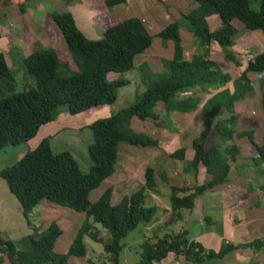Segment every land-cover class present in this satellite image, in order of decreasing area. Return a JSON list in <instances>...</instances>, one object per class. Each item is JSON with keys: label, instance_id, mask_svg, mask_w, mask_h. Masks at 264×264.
Listing matches in <instances>:
<instances>
[{"label": "trees", "instance_id": "16d2710c", "mask_svg": "<svg viewBox=\"0 0 264 264\" xmlns=\"http://www.w3.org/2000/svg\"><path fill=\"white\" fill-rule=\"evenodd\" d=\"M102 1L107 10L125 2ZM192 1L195 6L181 14L180 18L191 34L194 52L188 59L184 58L176 21L155 35L161 46H165L167 41L171 42V57L161 59V72H153L146 63L140 64L136 70L144 89L140 95H136L135 101L87 125L91 140L86 147L90 161L86 173L79 171L68 152L53 154L46 137L14 164L0 169V179L19 203L28 225L29 213L42 200L83 213L85 217L68 249L61 254L53 251L54 243L61 234L54 222L41 231L33 229L30 235L20 239L19 249L10 241L0 238V255L8 264H66L69 257L85 255L84 236L101 243L107 264H119L118 257L123 248L121 241L137 226H146L154 217L155 208L145 205L146 191L155 186L153 169L145 167L143 185L123 196L116 204L110 202L109 188L93 202L88 197L92 190L114 173L120 144L131 147L157 146L154 138L131 129L133 118L139 121L150 119L161 129L163 122L155 121L165 118L168 124L171 113L188 114L199 110L202 127L191 139V159H184L185 149L182 147L169 153L168 157L183 162L184 172L203 170L208 180L194 187L169 186L167 202L170 217L166 225L180 221L181 212L190 211L195 198L203 192L225 183L229 171L228 160L234 161L239 155L233 138H245L254 148L255 157L250 158L253 166L264 164V51L253 55L235 79H231L209 58V48L214 43L222 49L225 62L240 66L234 54L228 50L233 46L236 34L231 22L237 20L246 30L258 31L264 38V0H258L257 11L251 9V0ZM18 9L23 13L22 6ZM212 15L218 17L220 25L211 31L206 19ZM50 19L63 40L72 67L69 62L59 59L56 49L33 51L21 59L24 72L32 78L33 86L15 92L11 72L0 54V151L31 140L41 126L55 120L60 107H64L68 115L74 116L95 107L113 104L117 90L126 86L128 81L124 78L108 81L107 74L122 75L132 70L134 58L151 46L152 37L136 17L118 20L107 17V22L103 24L105 27H98L101 37L97 40L86 38L69 12L51 13ZM250 73L254 74L260 91L263 120L260 145L253 142L252 131L235 130L237 117L234 104L252 92ZM228 83L230 89L225 87ZM211 90L214 93L210 94ZM195 91L208 96L203 99L195 95ZM221 110L226 113L223 118H219ZM212 130L218 141L208 146ZM259 189L264 192V179ZM94 225L106 231V242H101ZM263 247L264 239H253L242 244L223 241L217 251L205 250L200 243L189 240L185 230H180L162 237L155 235L153 241H144L140 245V259L135 264L160 262L169 253L186 262L200 264L221 259L237 249H250L256 253Z\"/></svg>", "mask_w": 264, "mask_h": 264}, {"label": "rangeland", "instance_id": "374dc122", "mask_svg": "<svg viewBox=\"0 0 264 264\" xmlns=\"http://www.w3.org/2000/svg\"><path fill=\"white\" fill-rule=\"evenodd\" d=\"M156 5L158 8L161 6L167 9V11L164 12L163 10L162 14L156 15L154 7ZM20 6L24 9L23 13L19 12L18 7ZM179 7L183 10L180 11ZM192 7H194L192 0H125L124 4L111 10L105 8L102 0H0V54L3 55L11 72L15 92L33 86L32 78L24 72L21 64V59L33 51L47 48L56 49L59 52V59L70 64L69 54L65 49L63 40L51 22V13L70 10L75 17V25L78 26V30L91 40H97L101 37L99 28L105 27L103 24L107 22V17H110L111 20H118L134 15L136 18L142 19L152 37L151 46L147 51L145 50L146 52L134 59L132 70L122 75L107 74L106 79L108 81L119 78L128 81L126 86L117 90V98L113 104L95 107L74 116L68 115L64 107L58 108L55 120L43 125L44 127L41 126L33 139L15 147L7 146L0 151V169L11 166L26 151L33 149L44 136L43 128L50 127L53 128V132L48 138L51 152L53 154L68 152L74 159L79 171L86 173L90 166L86 147L91 140L87 125L96 119L107 117L135 101L136 95H140L144 89L140 84L139 74L136 70L142 62L147 63L153 72L162 71L160 61L169 57L171 42L167 41L165 46H161L160 40L155 36L158 30L176 21L184 57L188 59L194 52L195 46L192 43L191 34L185 22L180 18V13L190 10ZM250 7L257 11L258 0H251ZM149 12H152V17H150ZM216 18V15H212L206 20L211 31L217 27ZM231 24L236 30V34L233 37V46L228 50L234 54L240 66L236 67L230 62H225L222 49L214 43L209 48V58L215 61L223 72L229 74L231 79H235L253 55L264 51V38L258 31L246 30L237 20H232ZM70 66L72 67L71 64ZM249 79L253 88L252 92L234 105V112L237 117L235 130L237 132L252 130L253 141L259 145L261 144L263 124L260 91L253 73L249 74ZM225 87L230 89V84H226ZM209 93L212 94L214 91L211 90ZM194 94L203 99L208 96V94L204 95L198 91H195ZM158 107L159 105L156 109ZM225 116L226 113L221 110L219 118ZM164 119L155 121L163 122L160 126L162 128L159 129L150 119L139 121L133 118L130 125L131 129L136 133H143L154 138L157 141V146L131 147L120 144L114 173L89 193V201L93 202L106 188H109L111 190L110 202L112 205L116 204L123 196L143 185L145 167L148 166L153 169L155 186L152 190L146 191L145 205L155 208L154 217L149 224L137 226L121 241L123 248L118 257L119 264L138 262L140 245L147 239L153 241L155 235L162 237L182 229L186 231L188 238L200 237L202 247L212 251L218 250L223 242L222 239L225 237L226 242L231 244L264 239L263 226H259V224L254 227L253 223L243 219L247 215H252L254 219L260 216L262 220L264 218V192L259 189L264 179V173L261 174L264 172V167H261L264 164L258 167L251 164L250 158L255 157V152L244 138H233L232 142L238 147L239 155L234 161L228 160V164L231 166L229 180H235L237 176H240L242 192L247 194V196L243 194L246 201L241 200L239 202H243L242 207L236 210L235 203H230V207L225 209L226 204L222 199L221 189L214 187L195 198L193 208L190 211L181 212L180 221L163 225L165 219H161V213L156 207L158 204H164V202L168 207L169 186L194 187L208 180L203 170L196 173L184 172L183 162L168 157L169 153L182 147L185 149L184 159H191V139L202 127L199 110L188 114L171 113L167 120L168 124L165 123ZM165 126L168 128H163ZM216 141L218 138L212 130L207 145L209 146ZM154 195H157L159 203L152 200ZM240 216H242L241 219ZM84 218L83 213L58 207L42 200L29 213L28 221L30 224L28 225L21 214L19 203L8 192L5 182L0 179V238L10 241L17 249L20 248L19 240L30 235L33 229L41 231L49 223L54 222L61 231L55 242L54 252L64 251L66 247L68 249ZM227 219L232 220L233 223L234 220L235 223L238 222L239 224L234 226L240 227L242 231L235 234L232 231L234 227L231 224H226ZM228 225L231 228L230 231H228ZM94 227L98 231L101 242H106L108 240L106 231L99 225H94ZM83 240L86 250L94 249L92 261L97 264L99 261L98 252L101 253V243H94L88 237H84ZM0 259L2 264H8L3 255H0ZM252 259L257 264H264V247L258 251L257 257L251 256L248 261L243 262L238 258V253L230 252L221 259L207 260L200 264H252L249 262ZM165 262L193 264L183 259H167Z\"/></svg>", "mask_w": 264, "mask_h": 264}, {"label": "crops", "instance_id": "0c3cea01", "mask_svg": "<svg viewBox=\"0 0 264 264\" xmlns=\"http://www.w3.org/2000/svg\"><path fill=\"white\" fill-rule=\"evenodd\" d=\"M157 1V0H156ZM194 6H195V4H194ZM155 7V9H156V15L157 14H162V12H163V10H164V12H166L167 11V9H164V8H162L161 6H160V8L162 9H160V8H158V6L156 5V6H154ZM193 8V7H192ZM191 8V9H192ZM160 10V12H158ZM179 10L180 11H182L183 9L181 8L180 9V7H179ZM66 11H68L71 15H72V17H73V19H74V21H75V23H76V20H75V17L73 16V14H72V12L70 11V10H66ZM189 11V10H188ZM188 11H184V12H182V13H180V15L181 14H185V13H187ZM140 13H142V11H140ZM139 13V14H140ZM150 13V17H152L151 15H152V12H149ZM131 17H134V15H132V16H130V17H128V18H131ZM149 17V18H150ZM156 17V16H155ZM115 19H118V18H115ZM121 19V18H120ZM124 19H126V18H124ZM160 19V18H159ZM176 19V18H175ZM208 19V18H207ZM206 19V20H207ZM217 19V21H216V25H217V27H219V25H220V21H219V19H218V17L216 18ZM141 21H142V19H140ZM142 23H143V21H142ZM143 25H144V23H143ZM145 26V25H144ZM78 27V26H77ZM216 27V28H217ZM145 28H146V30H147V32H148V29H147V27L145 26ZM162 29V28H161ZM160 29V30H161ZM160 30H158V32L160 31ZM157 32V33H158ZM156 33V34H157ZM149 34V33H148ZM150 35V34H149ZM169 44V43H168ZM171 50V53H172V47L170 48ZM147 51V50H146ZM146 51H144V52H146ZM171 53H170V55H169V57L168 58H163V59H169L170 57H171ZM143 54V53H142ZM141 54V55H142ZM183 55H184V50H183ZM140 56V55H139ZM138 55L136 56V57H139ZM135 57V58H136ZM134 58V59H135ZM185 58V57H184ZM185 59H187V58H185ZM134 61V60H133ZM142 63H145V62H142ZM141 63V64H142ZM147 64V63H146ZM133 65H134V63H133ZM148 65V64H147ZM150 68V67H149ZM159 72H161V71H159ZM236 104V103H235ZM234 104V105H235ZM235 107V106H234ZM234 111H235V109H234ZM44 127V126H43ZM52 129L53 128H50V127H47V129H44L43 128V134H44V136H43V138H49V136H51L50 134H51V132H53L52 131ZM262 129H263V124H262ZM243 131V130H242ZM244 131H246V130H244ZM250 131H252V130H250ZM253 133V132H252ZM261 135H262V132H261ZM34 138V137H33ZM32 138V139H33ZM245 139V138H244ZM49 141V140H48ZM254 142V141H253ZM39 143V142H38ZM37 143V144H38ZM249 144V143H248ZM250 145V144H249ZM257 145V144H256ZM260 145V144H259ZM252 147V146H251ZM253 148V147H252ZM253 150H254V148H253ZM255 152V151H254ZM192 156V155H191ZM261 167H264V166H261ZM230 172H231V166H229V171H228V175H227V179H226V181H225V183H223V184H221V185H218V186H216V187H219L220 189H221V192H222V199H223V201L225 202V204H226V207H225V209L227 208H229L230 206V203H235V207H236V210L238 209V208H240V207H242V204H243V202H241V203H239L241 200H245V197H243V194L244 195H246L247 196V194H246V192H242V187H241V185H240V181L239 180H241V177L240 176H237L236 177V179L235 180H233V179H230L229 180V174H230ZM241 194H242V196H241ZM153 197V199L152 200H154V202H156V203H159L158 201V199H157V195H154V196H152ZM246 201V200H245ZM154 202H152L151 201V203H154ZM157 208V210H159L160 211V213H161V219L162 220H164L163 221V225H165L166 224V222L168 221V219H169V217H170V210H169V207H167L166 205H165V202H164V204H158V206L156 207ZM164 218V219H163ZM231 218V217H230ZM229 218V219H230ZM242 218V216H240V219ZM229 219H227V222H226V224H231L232 225V227H234L233 228V232L235 233V234H238L239 232H241L242 230H240V227L238 228V227H236V226H234V225H238L239 223L237 222V223H235V220H234V223L232 222V220H230L229 221ZM243 219H247L248 221H250L251 222V224L254 226V227H256L257 225H259V226H263L264 227V218H263V220H262V218H261V216L259 217V218H257V219H254V218H252V215H247V216H245ZM262 220V221H259V220ZM256 223V224H255ZM151 225V224H150ZM170 225V224H169ZM80 227V226H79ZM148 227H150V226H148ZM147 227V228H148ZM166 227V226H165ZM230 226L228 225V231H230ZM255 229V228H254ZM183 230V229H182ZM84 237H86V236H84ZM83 237V238H84ZM58 239V238H57ZM89 239V238H88ZM189 240H193V241H195V242H198V243H200V237H193V238H188ZM90 240V239H89ZM90 241H92V240H90ZM222 241H224V242H226V237L225 238H223L222 239ZM56 242V241H55ZM92 242H94V241H92ZM228 242V241H227ZM83 243H84V240H83ZM94 243H97L98 244V242H94ZM229 243V242H228ZM202 244V243H201ZM54 245H55V243H54ZM84 246H85V243H84ZM102 246V245H101ZM219 249V248H218ZM67 250V247H66V249L64 250V251H59L58 253H62V252H65ZM53 251H54V247H53ZM233 252H235V253H238V258L241 260V261H248L249 260V258H251V256L252 257H257L258 256V252H256V253H253L250 249H237V250H234ZM94 256V249L93 248H91L90 250H86V247H85V255L83 256V257H69L68 259H67V262H66V264H95V263H93V261H92V258H93V256ZM97 258L99 259V261H98V263L97 264H107V256L103 253V250H102V247H101V253H99L98 252V256H97ZM167 259H174V260H179V259H182V258H175L172 254H167V256L163 259V260H161L160 262H156V263H152V264H170L169 262H165ZM250 263H252V264H257L256 263V261L255 260H251V261H249Z\"/></svg>", "mask_w": 264, "mask_h": 264}]
</instances>
